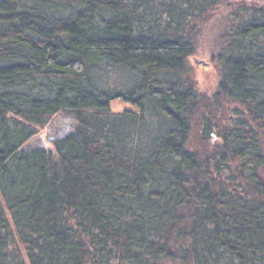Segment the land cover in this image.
<instances>
[{
	"label": "trees",
	"instance_id": "trees-1",
	"mask_svg": "<svg viewBox=\"0 0 264 264\" xmlns=\"http://www.w3.org/2000/svg\"><path fill=\"white\" fill-rule=\"evenodd\" d=\"M0 264H264V0H0Z\"/></svg>",
	"mask_w": 264,
	"mask_h": 264
},
{
	"label": "rangeland",
	"instance_id": "rangeland-1",
	"mask_svg": "<svg viewBox=\"0 0 264 264\" xmlns=\"http://www.w3.org/2000/svg\"><path fill=\"white\" fill-rule=\"evenodd\" d=\"M228 9L229 8L221 6V8L215 12L214 18L211 20V22L207 23L200 39L201 49H199V52H197L196 55H193L189 58V63L193 69V78L195 80L196 86L201 93L206 95H212L217 90V86L220 81L219 67L217 64L209 60V55L212 48L211 45L213 44L215 37L222 29V26L226 24ZM196 59L206 62L207 65L196 63ZM116 109L119 110L121 107ZM65 129H68L67 126ZM63 130V128L55 129V131H50L48 135L51 139H53L54 136L62 133ZM31 142L42 146L47 145L48 147H52L45 136L39 140L34 139Z\"/></svg>",
	"mask_w": 264,
	"mask_h": 264
},
{
	"label": "water",
	"instance_id": "water-1",
	"mask_svg": "<svg viewBox=\"0 0 264 264\" xmlns=\"http://www.w3.org/2000/svg\"><path fill=\"white\" fill-rule=\"evenodd\" d=\"M196 61V63H201V64H203V65H207V63L206 62H204V61H200V60H195Z\"/></svg>",
	"mask_w": 264,
	"mask_h": 264
}]
</instances>
